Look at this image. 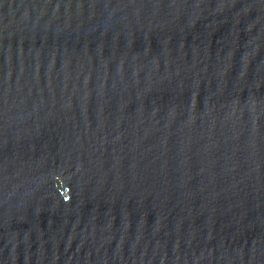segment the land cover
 <instances>
[{
    "label": "water",
    "instance_id": "obj_1",
    "mask_svg": "<svg viewBox=\"0 0 264 264\" xmlns=\"http://www.w3.org/2000/svg\"><path fill=\"white\" fill-rule=\"evenodd\" d=\"M0 264H264V0H0Z\"/></svg>",
    "mask_w": 264,
    "mask_h": 264
}]
</instances>
